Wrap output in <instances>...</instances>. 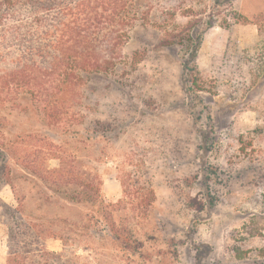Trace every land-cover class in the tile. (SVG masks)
Here are the masks:
<instances>
[{
  "label": "rangeland",
  "instance_id": "rangeland-1",
  "mask_svg": "<svg viewBox=\"0 0 264 264\" xmlns=\"http://www.w3.org/2000/svg\"><path fill=\"white\" fill-rule=\"evenodd\" d=\"M179 1H170L171 10L152 1L150 21L131 29L121 67L91 80L81 103H60L68 114L55 132L42 126L32 103H17L10 116L11 130L26 132L21 150L35 177L14 167L2 200L29 218L78 223L85 202L65 200L81 189L43 172L54 151L85 179L99 173L101 214L88 213L110 219L130 239L119 246L93 220L61 227L73 238L69 264H264V41L255 25L264 0ZM237 15L246 20L235 24ZM192 33L202 34L195 55L201 92L185 84ZM124 180L153 191L145 214L119 203ZM46 244L62 249L59 241ZM6 254L0 220V264Z\"/></svg>",
  "mask_w": 264,
  "mask_h": 264
},
{
  "label": "trees",
  "instance_id": "trees-1",
  "mask_svg": "<svg viewBox=\"0 0 264 264\" xmlns=\"http://www.w3.org/2000/svg\"><path fill=\"white\" fill-rule=\"evenodd\" d=\"M152 1L0 0V191L4 186L13 188L14 167L25 175L34 176L32 171L26 170L27 153L21 150L20 141L26 132L11 130L10 116L20 107L17 103H32L31 110L44 122L42 126L55 132L62 116L68 114V109L60 103H81L86 97L80 93L89 90L91 80L110 75L121 67L123 48L131 29L137 21H150ZM155 1H163L171 10V0ZM182 1L178 2V7ZM235 20V24H240L246 19L237 15ZM255 25L258 36L264 41V13L257 16ZM220 27L230 28L227 24ZM185 42L192 47V54L183 63L186 88L201 92L195 55L202 34L192 33ZM49 146L55 145L51 141ZM51 159L58 160L57 168L50 169L46 165ZM43 166V172L54 182L63 183L71 178V183L66 182L68 186L81 190L77 194L72 191L77 197H69L65 203L85 202L86 209L78 223L68 218H29L20 205L11 206L0 197V220L6 228L5 264L71 263L72 253L68 248L74 243L69 231L79 224L88 225L92 220L97 226L104 223L101 230L114 243L123 248L129 246L125 229L114 227L110 219L104 222L94 216V213L101 214L103 205L97 171L85 179L79 171L67 169L64 159L54 151L47 153ZM120 182L123 196L119 203L145 214L152 204L153 191L146 186L137 188L136 183ZM202 208L200 203L197 209ZM91 211L94 213H88ZM61 227L69 228L68 233H63ZM47 240L61 242V251L49 250ZM235 251V256L239 257L237 249ZM259 252L264 256V247Z\"/></svg>",
  "mask_w": 264,
  "mask_h": 264
}]
</instances>
